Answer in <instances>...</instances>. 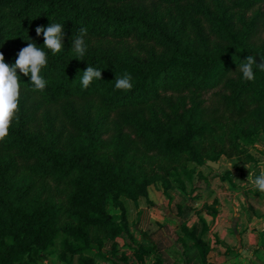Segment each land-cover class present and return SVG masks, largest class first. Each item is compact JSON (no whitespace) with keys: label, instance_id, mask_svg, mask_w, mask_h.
<instances>
[{"label":"trees","instance_id":"1","mask_svg":"<svg viewBox=\"0 0 264 264\" xmlns=\"http://www.w3.org/2000/svg\"><path fill=\"white\" fill-rule=\"evenodd\" d=\"M51 22L64 25L56 55L35 32ZM81 28L88 50L77 60ZM30 42L47 53L48 83L34 90L17 70L19 121L0 144V264L108 259L105 244L130 233L123 200L148 199L157 179L150 159L170 161L182 190L209 161H254L245 147L264 134V71L254 65L246 81L240 65L264 60V0H0L5 63ZM88 66L102 77L85 90ZM125 72L127 92L115 88ZM182 229L205 262L203 236Z\"/></svg>","mask_w":264,"mask_h":264},{"label":"crops","instance_id":"2","mask_svg":"<svg viewBox=\"0 0 264 264\" xmlns=\"http://www.w3.org/2000/svg\"><path fill=\"white\" fill-rule=\"evenodd\" d=\"M259 146V149L251 153L254 161L248 164L233 160L224 167L219 163V170L227 171L222 179L224 182H221L223 189L210 191L204 198L209 208L197 215L191 225L183 222L181 229L175 231L177 243L174 241L169 250L157 253L154 256L155 264H264V193L256 190L248 180L249 174L254 179L260 172H264V142L259 143ZM149 198V201H153L151 196ZM123 203L130 233L108 241L103 249V253L117 263L120 259L119 252L125 250L119 239L126 238L129 241L128 237L132 235L145 243L144 238L148 239L147 235L157 232L155 226L164 224L168 219L162 212H157L153 205L147 204L146 199H124ZM183 225L188 227V232L195 229L197 237L203 236L208 249L205 262L192 239L185 235ZM166 231L162 229L158 234L166 237ZM183 240H186L185 244L179 242ZM151 253L152 251L149 254Z\"/></svg>","mask_w":264,"mask_h":264},{"label":"rangeland","instance_id":"3","mask_svg":"<svg viewBox=\"0 0 264 264\" xmlns=\"http://www.w3.org/2000/svg\"><path fill=\"white\" fill-rule=\"evenodd\" d=\"M260 142H264V134L260 135ZM259 143L255 145L245 147L248 151L249 157H252V151H255L260 148ZM231 162L225 157H222L218 163H221L224 167ZM143 166L152 173L153 177L157 179L151 185L148 186V196H151L153 201L141 197L140 199H146L147 204L153 205L156 208L157 212H162L166 219L164 224H157L155 226L157 232L147 235L148 239H145V243L138 241L137 238L129 235V241L126 238L119 239L121 244L123 242L124 249L119 252V263L115 262L111 258L103 259L97 257L98 264H155L154 256L159 254L161 250H169L174 244V241L178 240V237L175 236L176 230L181 229L183 222L189 223L191 225L192 220L199 216V214L206 211L209 206L204 202V198L207 197L212 190H220L222 188L221 182H224L222 179L227 174V171L215 170L212 171L207 166H201L196 168L194 172V182L191 183L189 180H186L185 177H182L185 190H182V187L175 182L173 175V164L170 161L162 160L159 158L150 159ZM221 171V172H220ZM169 183L172 187L170 189V196L166 193L164 184ZM223 189V188H222ZM63 197V196H61ZM171 197V198H170ZM163 201V204L159 202ZM190 209V214L184 219L181 214L183 211ZM213 209V208H212ZM109 212L111 214H120L121 210L117 208L113 203L109 206ZM182 219V220H181ZM190 220V222H188ZM166 229L169 238L162 237L158 234V231ZM172 235V236H171ZM120 238V237H119ZM186 242V240L179 242ZM59 242V241H58ZM184 242V244H185ZM183 244V243H182ZM142 248L151 250L152 253L149 255L143 254ZM39 264H65L59 262L55 256H49L47 259L41 261Z\"/></svg>","mask_w":264,"mask_h":264},{"label":"clouds","instance_id":"4","mask_svg":"<svg viewBox=\"0 0 264 264\" xmlns=\"http://www.w3.org/2000/svg\"><path fill=\"white\" fill-rule=\"evenodd\" d=\"M36 35H43L44 47L49 49L53 55L59 54L64 50L63 40L65 38L64 25L51 22L46 28L36 27ZM87 29L81 28L79 34L72 38V51L77 60H82L87 53V44L85 37ZM48 65L47 53L33 42L27 43L18 54L14 65L5 63V57L0 52V144L6 143V138L10 135V128L13 122L19 121V99H20V77L17 70L24 76L30 75L31 84L34 90L44 91L47 87V81L41 75L43 69ZM257 66L264 71V63H257L253 56L247 58L241 63L240 71L243 79L254 81L255 73L253 66ZM101 70L88 66L83 71L81 84L83 89H88L94 80H101ZM115 88L122 91H131L133 88L132 77L125 72L123 76L115 78ZM248 180L254 185L255 189L264 193V172H260L253 179L249 174Z\"/></svg>","mask_w":264,"mask_h":264},{"label":"water","instance_id":"5","mask_svg":"<svg viewBox=\"0 0 264 264\" xmlns=\"http://www.w3.org/2000/svg\"><path fill=\"white\" fill-rule=\"evenodd\" d=\"M257 63H264V60L262 59H257ZM207 165L213 169L219 170L220 169V164L217 162H208Z\"/></svg>","mask_w":264,"mask_h":264}]
</instances>
